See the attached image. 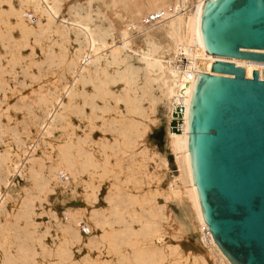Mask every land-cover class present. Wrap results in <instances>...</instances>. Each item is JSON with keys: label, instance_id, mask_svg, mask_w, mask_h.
Wrapping results in <instances>:
<instances>
[{"label": "bare ground", "instance_id": "6f19581e", "mask_svg": "<svg viewBox=\"0 0 264 264\" xmlns=\"http://www.w3.org/2000/svg\"><path fill=\"white\" fill-rule=\"evenodd\" d=\"M204 1L18 0L15 7L7 0V7L0 8V44L5 50L0 53V72L6 64L19 62L28 79L20 84L22 90L0 82V131L14 135L16 145L13 157L9 149L0 153V187L20 174L26 162L42 188L58 181L59 172L73 179L81 175L84 200L93 202V208L83 210L84 228L92 235L83 239L76 229L81 220L69 215L64 224L68 240L61 243L75 241L113 257L99 261L86 256L85 264H180L164 223L165 207L172 200L188 203L198 225L200 244L189 249L205 254L210 264H229L211 238L195 192L186 140L188 106L195 74H211L213 62L243 68L246 78L253 71L262 78L264 62L204 54L198 31ZM28 7L38 17L36 25L27 20ZM115 39L120 48L113 44ZM36 45L40 59L32 58ZM22 46L31 48L27 58L38 74L28 71V61L18 51ZM183 59L189 66H183ZM174 102H183L186 108L181 132L168 129ZM159 105L166 109L163 147L177 169L172 175L166 155L150 148L146 139L158 120ZM31 125L35 133L29 136ZM64 128L66 140L45 167L37 149L45 144V136ZM111 157H116L115 164ZM123 164L129 174L125 179L116 176L119 184L131 182L134 168L140 166L153 188L135 194L123 192L114 182L102 198L107 207H96L98 184L110 174L109 165ZM162 178L166 181L159 184ZM5 198L0 188L1 264L9 260L1 244ZM28 211L19 213L28 217ZM59 254L63 264L67 250L61 248Z\"/></svg>", "mask_w": 264, "mask_h": 264}, {"label": "water", "instance_id": "95a60500", "mask_svg": "<svg viewBox=\"0 0 264 264\" xmlns=\"http://www.w3.org/2000/svg\"><path fill=\"white\" fill-rule=\"evenodd\" d=\"M204 54L264 62V0H205ZM248 50V51H247ZM195 74L187 150L202 218L229 264H264V69Z\"/></svg>", "mask_w": 264, "mask_h": 264}, {"label": "rangeland", "instance_id": "374dc122", "mask_svg": "<svg viewBox=\"0 0 264 264\" xmlns=\"http://www.w3.org/2000/svg\"><path fill=\"white\" fill-rule=\"evenodd\" d=\"M6 1L7 0H0V8L7 7ZM67 1L70 2L71 0ZM11 3H13L15 7H19L18 0H11ZM25 11L28 15L27 20L31 23V25H36L38 17L29 7L26 8ZM134 41H137V38H134ZM119 43L120 40L115 39L113 44L120 48ZM14 49L15 48H12L11 51H14ZM18 51L21 56L24 57L23 61H28V71L38 74L37 67L27 58V55L31 52V48L29 46H22ZM4 52L5 50L0 44V53L4 54ZM32 53V58H41V53L37 45L33 49ZM124 54H126V50H122L121 56L124 57ZM8 56L9 55L7 53L6 57ZM6 61L7 60L4 58L2 59V62L4 63L3 65L6 64ZM130 61L133 64L138 63L135 57H132ZM182 64L184 67L189 66L186 59H183ZM21 66L22 65L19 62H15L12 67L7 64L5 65L3 71L0 72V82L4 83L2 84L3 86L6 84V86L8 85L12 88L22 90L20 84H22V82H28V79L25 78V73L21 70ZM117 85H120V83H117ZM166 120L167 115L165 106L159 105L158 120L151 126L146 135V139L150 148L158 151L160 154L164 153L166 155L169 162L170 173L171 168L174 166L173 157L169 154L168 150L165 152L163 147ZM66 131L67 130L65 128L60 129L44 137L45 144L42 145L41 143L36 154L38 158L42 160L45 167H48L51 164L52 159H49L48 157L50 156L54 158L58 152L56 150L57 147H60L65 142ZM34 133V127L31 125L29 136ZM24 139L25 142L28 141L27 137ZM5 149H9L11 151V157L14 156L13 151L16 149L14 135L5 131H0V153H3ZM18 154H20V152H18ZM115 158L116 157L110 158L112 163ZM28 166L29 164L26 162L20 174H16L11 178L10 183L0 187L1 191H4L6 194L4 203L6 216L1 218L2 253L9 256V260H7L6 263L62 264V258L59 254L61 248H65L67 250V255L63 257V264H85L86 256L92 260H112V255H100L96 250L89 251L84 244H79L75 241H71L70 243L64 245L61 243V241H65L66 239L68 240L64 224H66V221L69 220L66 217L68 216V218H70L69 215H74L75 218H79L81 220V223L76 225V229L83 239H87L92 235L85 234L80 225H86L83 214L88 211L89 208H93L92 201L87 202L84 200V193L86 195V192L81 181V175H77L75 179H73L70 175L68 177V173L59 172L58 181L53 180L47 187L42 188L38 186L36 181H34V179L30 176ZM109 167L110 171L112 170L111 172L109 171L110 174L108 173L109 175L107 174L108 176L102 179L103 181L101 180V184L99 181L97 182L99 183V189H97L96 193V207L103 206V208H106L107 202L106 200H102V198L107 196V190L110 189L109 187L112 188L114 182L119 184L116 176L120 179H125L126 175L129 174L124 164L121 166L109 165ZM134 169L135 172L132 176L131 182L126 184L122 183V185L119 184L121 190L126 192V190L129 189L135 194L148 192V190L153 188L154 184H150L149 180H147L143 173L144 169L142 171L140 166L137 167L139 171H137L136 167ZM161 181L162 182H159V184H163L164 181H166V178H162ZM85 209L86 211L83 213V210ZM20 210H30L28 211L29 216L26 217V215H21L19 213ZM164 212L165 214L167 213L164 223L166 224L168 240L171 241V243L178 250V254L181 258L179 263L210 264L205 254H200L198 251L189 249V245L194 244L198 246L197 244H200V235L198 233V225L188 203L184 200H172L166 205ZM52 215H54L55 219ZM31 222L35 223L36 226H31ZM134 226L137 227L136 224ZM171 235H173L172 238H170Z\"/></svg>", "mask_w": 264, "mask_h": 264}, {"label": "built area", "instance_id": "2783aa9c", "mask_svg": "<svg viewBox=\"0 0 264 264\" xmlns=\"http://www.w3.org/2000/svg\"><path fill=\"white\" fill-rule=\"evenodd\" d=\"M261 79V78H260ZM185 105L183 102H174L171 105L169 114H168V129L171 132H181L186 126V120L184 118ZM177 169L175 165L171 168L170 173L175 174ZM82 231L85 234H89L87 228H84V224H80Z\"/></svg>", "mask_w": 264, "mask_h": 264}]
</instances>
